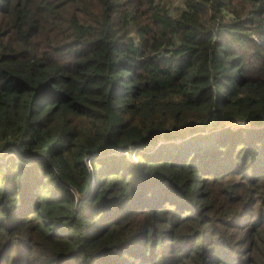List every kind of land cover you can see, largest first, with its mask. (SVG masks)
Segmentation results:
<instances>
[{"label": "trees", "instance_id": "16d2710c", "mask_svg": "<svg viewBox=\"0 0 264 264\" xmlns=\"http://www.w3.org/2000/svg\"><path fill=\"white\" fill-rule=\"evenodd\" d=\"M0 264H264V0H0Z\"/></svg>", "mask_w": 264, "mask_h": 264}, {"label": "rangeland", "instance_id": "374dc122", "mask_svg": "<svg viewBox=\"0 0 264 264\" xmlns=\"http://www.w3.org/2000/svg\"><path fill=\"white\" fill-rule=\"evenodd\" d=\"M170 1V5L172 6V7H177V6H180V4H181V0H169ZM229 125H232V127H235V126H238V125H240V124H242V125H245V124H243L242 122H237V121H231V122H229L228 123ZM6 149H4L2 152L3 153H6V152H4ZM134 151L135 150H132V151H128L127 153H126V158L129 160V161H131V162H134V163H136V157H135V153H134ZM88 165H89V163H88ZM81 197H77V199H80Z\"/></svg>", "mask_w": 264, "mask_h": 264}]
</instances>
